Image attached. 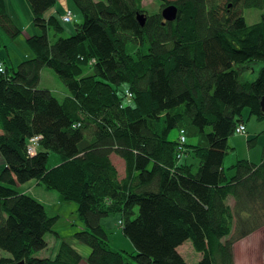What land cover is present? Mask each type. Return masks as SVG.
<instances>
[{
    "label": "trees",
    "instance_id": "16d2710c",
    "mask_svg": "<svg viewBox=\"0 0 264 264\" xmlns=\"http://www.w3.org/2000/svg\"><path fill=\"white\" fill-rule=\"evenodd\" d=\"M7 1L0 47L3 30L10 39L23 32ZM159 1L148 12L143 0H72L84 20L63 37L52 15L58 0H26L37 29L26 42L33 56L14 64L0 51V249L9 255L0 264L83 261L65 240L55 257L35 256L48 234L60 235L59 215L18 188L32 180L78 205L84 228L75 238L90 247L89 264H189L180 252L187 241L201 254L195 264H235L236 243L264 228V148L259 163L225 167L231 136L247 124L243 111L264 120V66L252 81L240 78L250 68H238L264 63V13L252 25L243 15L263 11L264 0ZM171 4L178 15L167 22L161 10ZM44 67L67 97L39 87ZM177 129L198 139H188L182 159L179 140H169ZM116 213L136 255L111 244L102 222Z\"/></svg>",
    "mask_w": 264,
    "mask_h": 264
},
{
    "label": "rangeland",
    "instance_id": "374dc122",
    "mask_svg": "<svg viewBox=\"0 0 264 264\" xmlns=\"http://www.w3.org/2000/svg\"><path fill=\"white\" fill-rule=\"evenodd\" d=\"M144 6L148 12H158L160 1L159 0H143ZM57 7L61 13L59 16L63 22V15L68 11H72L74 15V21L71 23L63 22L64 34L63 37H69L75 35L76 25L83 23V15H81L80 10L77 5L72 2V0H58ZM8 12L13 18L15 24L23 29L21 36H17L15 39H10L7 33L3 30L1 36V47L0 51L4 56L14 61V64L22 62L27 57L33 56L32 51L27 46V38L37 33V29L34 27V17L33 13L28 7L26 0H8L7 1ZM264 10L260 9H247L244 11V18H246L247 23L252 25L258 23L263 17L262 14ZM62 15V16H61ZM52 38V37H51ZM54 40V39H53ZM264 66V63H257L249 66L238 65L240 70H242L240 78L243 81L255 80L260 69ZM41 75V89H49L54 93L55 97L59 100L64 99L69 93L68 89L65 87L63 81L59 78L56 71L44 67ZM244 118L246 120L248 128V133L245 135L234 134L231 136L229 141L230 148H232L228 155L226 156L225 167H231L237 161L248 159L253 163L261 162L262 151L264 146V120L263 122H258L255 117L250 119L249 110L243 111ZM180 130H173L169 135V140L176 141L179 137ZM255 138V143L250 146L249 141ZM190 144H197L198 139L188 138ZM52 158H57L54 154H51ZM51 159V158H50ZM58 159V158H57ZM2 158L0 156V173L3 171L4 166L2 164ZM115 164L118 167L121 175L125 172L126 164L124 161L114 155ZM54 160L49 161L48 167H52ZM22 192L31 194L37 200H41L45 205L46 211L49 215H59L58 222L54 226V232L60 235L57 239L54 233H50L46 236V241L49 246L42 251L35 252V256L38 258L42 257H55L57 251L63 240L69 242L73 247L77 249L78 252L83 256V261L81 264L87 263V258L90 255V247L87 244L79 242L75 238V233L80 232L84 228V224L79 218L78 205L75 202H67L55 191H48L43 187V185L38 184L37 181L32 180L25 185H20L18 187ZM122 220L121 214L116 213L111 216L105 217L102 224L105 230H108L111 244L115 249L125 250L133 255L137 254V250L130 239H127L123 234V229L120 226V221ZM180 252L187 260L189 264L198 263L202 257L190 241L185 242L180 247ZM0 256L9 257L7 253L0 249ZM235 264H264V228L258 230L255 234L247 237L246 240L237 242L235 246ZM134 263V262H133Z\"/></svg>",
    "mask_w": 264,
    "mask_h": 264
},
{
    "label": "built area",
    "instance_id": "2783aa9c",
    "mask_svg": "<svg viewBox=\"0 0 264 264\" xmlns=\"http://www.w3.org/2000/svg\"><path fill=\"white\" fill-rule=\"evenodd\" d=\"M73 19H74V17L72 15L71 11H68L63 17V21L66 23L72 22ZM1 67H3V66L1 65ZM128 97L131 98L130 93H128ZM236 134L241 135V136L247 134V126H245L244 124L239 125L236 129ZM40 139H41L40 136H37L36 138L32 139L31 145L29 146L30 147L29 151L31 154H33V151L37 149L38 142ZM178 140H179L178 148L182 151H185V146L188 143V139L186 137V131L185 130L180 131ZM179 157H181V156H179ZM120 224H122V222H120Z\"/></svg>",
    "mask_w": 264,
    "mask_h": 264
},
{
    "label": "water",
    "instance_id": "95a60500",
    "mask_svg": "<svg viewBox=\"0 0 264 264\" xmlns=\"http://www.w3.org/2000/svg\"><path fill=\"white\" fill-rule=\"evenodd\" d=\"M161 11H162L163 19L167 22H172L177 18L178 10H177V6L175 4H171L169 6H166ZM146 19H147V16L145 13H139L138 21L142 24V26L146 25V23H145ZM260 104H261L262 111L264 112V97L262 98V101ZM15 264H25V261H21V262L15 263Z\"/></svg>",
    "mask_w": 264,
    "mask_h": 264
},
{
    "label": "bare ground",
    "instance_id": "6f19581e",
    "mask_svg": "<svg viewBox=\"0 0 264 264\" xmlns=\"http://www.w3.org/2000/svg\"><path fill=\"white\" fill-rule=\"evenodd\" d=\"M71 13H72V11H71ZM72 15H73V13H72ZM63 17H64V15H63ZM73 17H74V15H73ZM73 21H74V19H73ZM72 21V22H73ZM64 22V21H63ZM71 23V22H70ZM36 138V137H35ZM34 139V138H33ZM31 141H32V139L30 140V142H29V144H28V147L31 145ZM30 148V147H29ZM38 149H39V147H37V149L36 150H34L33 151V154L32 155H36L37 154V152H38ZM178 158L179 159H182L183 157H185V155H186V150L185 151H182V150H180L179 148H178ZM179 156H181V157H179Z\"/></svg>",
    "mask_w": 264,
    "mask_h": 264
},
{
    "label": "crops",
    "instance_id": "0c3cea01",
    "mask_svg": "<svg viewBox=\"0 0 264 264\" xmlns=\"http://www.w3.org/2000/svg\"><path fill=\"white\" fill-rule=\"evenodd\" d=\"M53 13L55 14V15H57V16H59L61 13L59 12V8L56 6V8H55V10H53L52 11V15H53ZM62 16V15H61ZM60 17V16H59ZM68 95V94H67ZM67 97V96H66ZM246 126L249 128V126L246 124ZM112 160H113V162H114V164H115V161H114V155H113V157H112ZM119 174L121 175V173L119 172ZM124 174H125V172H124ZM121 175V176H125V175Z\"/></svg>",
    "mask_w": 264,
    "mask_h": 264
}]
</instances>
